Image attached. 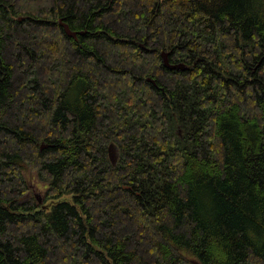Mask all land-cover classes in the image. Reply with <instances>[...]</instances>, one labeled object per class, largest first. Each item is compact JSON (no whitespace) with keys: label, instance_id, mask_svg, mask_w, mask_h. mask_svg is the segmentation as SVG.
<instances>
[{"label":"trees","instance_id":"obj_1","mask_svg":"<svg viewBox=\"0 0 264 264\" xmlns=\"http://www.w3.org/2000/svg\"><path fill=\"white\" fill-rule=\"evenodd\" d=\"M0 264H264V0H0Z\"/></svg>","mask_w":264,"mask_h":264},{"label":"water","instance_id":"obj_2","mask_svg":"<svg viewBox=\"0 0 264 264\" xmlns=\"http://www.w3.org/2000/svg\"><path fill=\"white\" fill-rule=\"evenodd\" d=\"M59 24H60V26L63 27V30H64L66 36L69 38H73L76 40V36L78 34H81V33H75V32L70 31L68 26L63 24L61 21H59ZM168 55L169 54L166 52L161 53V59H162L163 67H165L169 70H183L184 69V65H182V64H176V65L170 64ZM43 147H45V146L43 145L40 148L43 149ZM107 151H108V157H109L111 164L115 165L116 160H117V150H116L115 146L113 144H110L108 146ZM22 199L23 198H20L19 200H22ZM38 202L41 203V200L38 199Z\"/></svg>","mask_w":264,"mask_h":264},{"label":"rangeland","instance_id":"obj_3","mask_svg":"<svg viewBox=\"0 0 264 264\" xmlns=\"http://www.w3.org/2000/svg\"><path fill=\"white\" fill-rule=\"evenodd\" d=\"M24 177L28 183V187L30 191L26 193L21 201L29 200L31 197L34 196L36 198V201L38 202V199L41 200V203L38 202V204L42 205L44 203V192L46 189V185L44 182L39 181L34 173H29L27 171L24 172Z\"/></svg>","mask_w":264,"mask_h":264},{"label":"bare ground","instance_id":"obj_4","mask_svg":"<svg viewBox=\"0 0 264 264\" xmlns=\"http://www.w3.org/2000/svg\"><path fill=\"white\" fill-rule=\"evenodd\" d=\"M173 65H176V64H173ZM184 69H185V67H184ZM184 69H183V70H184ZM183 70H182V71H183ZM174 71H175V70H174ZM180 71H181V70H180ZM23 196H24V195H23ZM23 196H22V197H23ZM19 199H20V198H19ZM19 201H21V200H19Z\"/></svg>","mask_w":264,"mask_h":264}]
</instances>
